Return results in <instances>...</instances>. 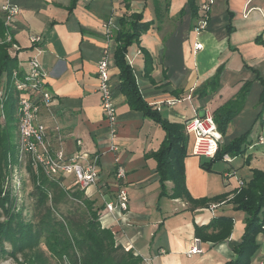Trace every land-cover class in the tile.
I'll return each mask as SVG.
<instances>
[{"label": "crops", "instance_id": "1", "mask_svg": "<svg viewBox=\"0 0 264 264\" xmlns=\"http://www.w3.org/2000/svg\"><path fill=\"white\" fill-rule=\"evenodd\" d=\"M205 1L10 0L19 10L8 29L20 49L12 55L24 57L19 66L27 67L35 54L31 39L41 38L39 60L50 75L47 89L54 98L40 115L49 142L67 156L78 151L99 156V183L86 192L96 207L114 202L116 165L125 169L128 211L114 214L116 240L148 264L235 260L232 247L242 240L245 216L234 210L231 200L240 190L239 181L247 185L254 170L264 172V142H260L264 140V0H213L208 26L197 36L199 6ZM133 15L141 16L150 28L128 48L126 60L143 100L163 119L183 124L197 114L214 115L244 96L220 144L222 149L246 136L245 153L232 162L222 160L204 168L209 161L191 155L193 139L185 133L183 187L189 200L171 198L173 181L161 186L153 155L165 133L131 108L120 88L114 60L116 36L122 31L121 20L130 23ZM107 24L112 28L110 40L105 34ZM197 42L203 49L195 52ZM107 47L117 111V151L110 149V130L98 93L97 64ZM168 100L177 101L169 105ZM57 127L59 133L54 131ZM230 171L237 179L226 181L224 175ZM223 196L225 201H214ZM204 200L211 201L205 205ZM210 205L218 207L211 211ZM217 217L234 219L230 240L215 246L202 242L203 253L188 257L193 240L198 239L196 227L208 226ZM112 220L109 217L108 223ZM257 244L251 264H264V232L257 236Z\"/></svg>", "mask_w": 264, "mask_h": 264}, {"label": "trees", "instance_id": "2", "mask_svg": "<svg viewBox=\"0 0 264 264\" xmlns=\"http://www.w3.org/2000/svg\"><path fill=\"white\" fill-rule=\"evenodd\" d=\"M122 31L116 36L114 60L119 68L120 88L127 97L128 103L136 111L142 112L147 118L156 122L165 133V140L153 158L157 161V174L161 186L166 181L175 184L172 199L184 197V171L182 161L187 155V137L185 123L176 124L162 118L161 114L145 103L139 91L131 66L128 64L127 50L141 35L147 32L150 24L142 23V17L133 15L131 22L121 20ZM0 37L4 43L0 46V93L6 92L7 100H0V185L4 176L6 158L13 150L17 152L16 134L18 133V118L16 115L17 93L11 88V77L19 68L17 56L11 53L12 43L6 42V27L0 14ZM15 43V41H13ZM241 96L214 113L213 118L222 136L228 125L239 113ZM16 141V142H15ZM246 136L235 139L228 146L220 149L214 160L202 166L208 168L212 163L222 161L224 155L237 158L245 153ZM29 173L41 176L30 194L34 200V221L26 222L21 214H13L8 221L0 222V260L5 258V245L12 247L11 256L22 254L29 264H48L43 252L44 245L50 256L60 262L67 258L68 264H145L144 258L132 250H126L117 242L111 226L99 219L98 213L104 207H96V202L87 198L85 191L77 187L66 188L59 183L50 181L42 172L36 173L31 168ZM164 194V193H163ZM226 196L214 200L225 201ZM6 200L5 202H7ZM211 201V200H210ZM204 200L203 204L210 203ZM213 201V200H212ZM4 203V202H3ZM5 204V203H4ZM234 210L244 214L245 232L242 240L232 247L236 258L229 264H251V260L259 249L257 236L264 227V172L254 170L252 180L238 190L231 200ZM61 205L68 207L67 214L60 210ZM234 225L232 217H217L208 226L196 227L195 236L203 243L215 246L230 240ZM38 250V254L34 253ZM34 255V256H33Z\"/></svg>", "mask_w": 264, "mask_h": 264}, {"label": "built area", "instance_id": "3", "mask_svg": "<svg viewBox=\"0 0 264 264\" xmlns=\"http://www.w3.org/2000/svg\"><path fill=\"white\" fill-rule=\"evenodd\" d=\"M214 4L213 0H206L199 6V15L194 32L197 36L206 30L209 19L210 10ZM0 13L6 27V42L12 43L11 52H18L20 49L13 43L12 36L8 32L10 25L14 22L19 13L17 7L13 6L10 0H1ZM105 34L108 40L112 37V28L110 24L104 26ZM41 38L34 37L31 39L35 54L30 57L27 67H21L15 70L11 77V88L17 93L16 115L18 118V141L17 152L14 155L19 166V171L24 175L31 168L37 174L42 172L50 181L59 183L65 187L66 180H71L72 184L80 191L85 193L92 187H96L100 180L99 175V156L95 154L78 151L71 156H67L62 148L54 147L48 140V128L40 121L41 108L47 107L52 101L53 96L48 92L49 73L42 67L39 60L41 54L40 44ZM203 45L197 42L194 46L195 52L201 51ZM110 57L111 52L107 47L104 49L102 57L97 64L98 93L101 98V106L104 118L110 130V149L117 151L115 144L117 137V111L114 101V93L111 82L110 73ZM189 99V98H188ZM2 102L7 100L5 92L0 93ZM177 100H168L165 103L169 105L175 104ZM4 117V108L1 106ZM159 111V110H158ZM55 132L59 133V128H55ZM185 133L193 139L191 145V155L204 158L207 161L215 159L223 136L218 130L213 115L204 114L195 115L188 119L185 123ZM263 143L264 140L260 139ZM12 156V155H11ZM223 161L230 163L233 161L229 155L223 156ZM126 178L125 169L116 165V191L114 202L105 203L104 208L99 211L100 220L113 217L114 220L105 224L111 226L112 232L117 235L113 224L117 222L114 214H125L128 211L129 198L125 190L124 181ZM225 180L236 178V174L228 172L224 175ZM240 189L246 186L245 182L239 181ZM217 205H210L211 211L217 209ZM264 232V227H263ZM203 253L202 242L200 239H194L187 256L192 257ZM144 263L148 264V260L144 259Z\"/></svg>", "mask_w": 264, "mask_h": 264}, {"label": "rangeland", "instance_id": "4", "mask_svg": "<svg viewBox=\"0 0 264 264\" xmlns=\"http://www.w3.org/2000/svg\"><path fill=\"white\" fill-rule=\"evenodd\" d=\"M4 41L5 40L1 39L0 37V46L3 45ZM17 63L20 65L25 63L24 57H18ZM18 164L19 163L16 162L15 157L13 156V150L10 151L6 158L4 176L0 185V222L8 221V217H11L13 214H21L22 218L26 222L30 220L34 221V200L31 199L30 194L33 192L34 187L36 186V183L33 182V176L35 175L29 173L28 166L27 173L25 175L24 172L20 173ZM35 177L37 183H39L41 176ZM65 187L72 188L75 186L72 184V182H67ZM106 196L107 195H105L104 199H109L106 198ZM6 200L8 201L5 202ZM70 206L73 207L72 205ZM70 206L61 205V212L63 214H67L68 207ZM5 248L7 250L6 253L9 254L0 260V264H29L26 262V259L22 254H18L16 257L10 255L12 252L11 245L6 244ZM40 251L43 252L48 264H68L67 258H64V261L60 262L57 258L50 256L44 245H41ZM34 253L38 254V250H35Z\"/></svg>", "mask_w": 264, "mask_h": 264}, {"label": "bare ground", "instance_id": "5", "mask_svg": "<svg viewBox=\"0 0 264 264\" xmlns=\"http://www.w3.org/2000/svg\"><path fill=\"white\" fill-rule=\"evenodd\" d=\"M108 220H109V217L106 218V219H104V223H105V224H108Z\"/></svg>", "mask_w": 264, "mask_h": 264}, {"label": "water", "instance_id": "6", "mask_svg": "<svg viewBox=\"0 0 264 264\" xmlns=\"http://www.w3.org/2000/svg\"><path fill=\"white\" fill-rule=\"evenodd\" d=\"M203 116V115H202Z\"/></svg>", "mask_w": 264, "mask_h": 264}]
</instances>
